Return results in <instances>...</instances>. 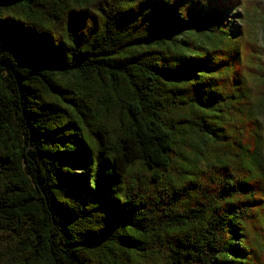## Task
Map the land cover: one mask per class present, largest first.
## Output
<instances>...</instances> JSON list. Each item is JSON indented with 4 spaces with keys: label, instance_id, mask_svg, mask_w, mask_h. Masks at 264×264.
<instances>
[{
    "label": "trees",
    "instance_id": "obj_1",
    "mask_svg": "<svg viewBox=\"0 0 264 264\" xmlns=\"http://www.w3.org/2000/svg\"><path fill=\"white\" fill-rule=\"evenodd\" d=\"M255 5L0 0V264H264Z\"/></svg>",
    "mask_w": 264,
    "mask_h": 264
},
{
    "label": "rangeland",
    "instance_id": "obj_2",
    "mask_svg": "<svg viewBox=\"0 0 264 264\" xmlns=\"http://www.w3.org/2000/svg\"><path fill=\"white\" fill-rule=\"evenodd\" d=\"M255 3L258 2V5H255L256 7L258 6H263L264 5V0H254ZM258 11L256 10L255 12H253V15H254V21L252 23H249L250 25L254 26L255 27V31L257 33V40H258V43L260 45V47H262L263 45V32H262V29H261V22L259 20V18H257V13Z\"/></svg>",
    "mask_w": 264,
    "mask_h": 264
}]
</instances>
